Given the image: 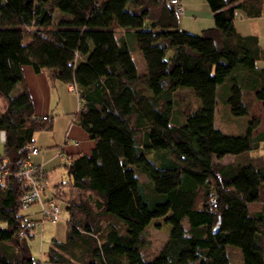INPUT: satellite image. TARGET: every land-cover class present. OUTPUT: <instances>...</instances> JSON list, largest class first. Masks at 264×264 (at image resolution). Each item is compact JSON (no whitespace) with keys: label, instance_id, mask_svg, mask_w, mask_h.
Instances as JSON below:
<instances>
[{"label":"trees","instance_id":"16d2710c","mask_svg":"<svg viewBox=\"0 0 264 264\" xmlns=\"http://www.w3.org/2000/svg\"><path fill=\"white\" fill-rule=\"evenodd\" d=\"M206 1L214 25L194 34L180 28L167 0H0V164L8 172L0 183V264H41L33 235L21 236L30 208H22L18 173L34 134L52 122L35 114L25 65L74 87L79 124L95 141L45 197L63 201L69 214L66 240L52 241L48 264H264V160L221 162L259 149V119L243 134L216 124L221 106L242 117L251 114L249 97L264 104L257 65L264 52L258 37L235 27L238 9L260 17L264 0ZM163 217L171 233L149 258L148 228Z\"/></svg>","mask_w":264,"mask_h":264},{"label":"crops","instance_id":"0c3cea01","mask_svg":"<svg viewBox=\"0 0 264 264\" xmlns=\"http://www.w3.org/2000/svg\"><path fill=\"white\" fill-rule=\"evenodd\" d=\"M181 2L185 8L181 16L182 20L179 17L181 29L199 34L197 31L201 29L203 31L214 25V13L209 8L206 0H181ZM235 27L237 32L242 36L253 35L258 37L259 45L264 52V8L262 15L256 18H250L246 16L243 10L238 9L236 11ZM124 33L125 31L123 30L120 35ZM132 54L138 70L140 72L145 71L146 63L143 60L144 57H141L140 51L135 45H133ZM260 63H262V66H259ZM257 65L260 68L264 67V60L258 61ZM23 74L24 81L35 106V114L40 118L47 116L48 120L52 122V128L50 130H42L34 134L33 146L39 147L41 153H30L29 156V161L32 164L44 167L48 177L44 194L46 197H50V190L53 193L57 185L65 182L64 179L66 181L68 180L63 156L71 155L73 158H76L81 155H89L95 148V141L90 138L87 131L79 124L81 106L79 95L73 86L50 79L48 72L45 70L36 73L29 65L23 66ZM1 98L3 97L0 96ZM2 100H4L3 109H5L6 101L4 98ZM256 103L260 104L264 111L263 102L257 100ZM253 114L254 112H251L250 116ZM258 114L254 115L260 116ZM228 116H230L228 112L223 113L222 121H228ZM217 119L216 114V124ZM254 133L255 135H264V126H262V123L259 124ZM0 145L4 146V141H1V138ZM263 146L264 141L260 144L259 149ZM60 153L62 156H60ZM149 158L154 159L152 154ZM258 158L264 160L263 156L252 155L249 152L240 156L227 155L222 158L221 162L225 165L233 162L248 163ZM261 206L259 204L256 208H261ZM38 219L40 220L41 217ZM1 225L2 227L6 226L5 223ZM67 229L68 225H66L65 236L63 238L56 237L53 240L65 241Z\"/></svg>","mask_w":264,"mask_h":264},{"label":"rangeland","instance_id":"374dc122","mask_svg":"<svg viewBox=\"0 0 264 264\" xmlns=\"http://www.w3.org/2000/svg\"><path fill=\"white\" fill-rule=\"evenodd\" d=\"M63 15L59 14L58 18H61ZM182 14H179V17L181 18ZM182 20V18H181ZM144 29H151V22L149 20L146 21ZM118 34L121 33L120 30H117ZM199 32V34L202 33V29ZM197 34V33H195ZM141 57L143 58V55L140 52ZM144 60V58H143ZM259 66H262V63L259 64ZM3 98L0 99V108H3L4 100ZM186 100H189L191 104L194 103V97L193 95L188 94L186 96ZM248 100L251 102V112H254V114L259 113L258 115H251V116H242V117H233L228 116V121H222V111L223 106L220 107L218 116H217V124L218 126L225 132L230 134H243L246 132V128L249 122V119H259V124L262 123V126H264V111L260 104H257L256 101L253 100V98L249 97ZM179 109L178 107L176 110ZM250 117V118H249ZM4 154V146L0 145V155ZM250 154L252 155H259L264 157V146L260 149L252 150L250 151ZM144 179V176H143ZM66 181V179H64ZM145 180V179H144ZM53 189V188H51ZM51 193L52 197V191H49ZM48 196V195H47ZM64 198V197H63ZM54 201V200H53ZM60 203L58 204L61 209H65V203L61 200H58ZM61 211L62 213V219L59 222L53 223L51 221H45L40 222L35 229L33 230L35 235L28 238V243L31 248V252L33 257L40 261L41 264H48L46 257L47 252L49 250L50 244H52V241L54 238H63L65 236V229H66V221L69 218V214L67 210L65 209ZM39 210L38 205H33L30 207V210L26 211L25 214L27 215L28 220H38V218L41 217L40 213H36ZM166 218H158L154 220L149 228L148 232L146 234V239L148 241V244L146 246L145 255L149 258L153 257L163 246L165 243L167 237L171 233L172 226L170 224L166 223ZM87 263V260L84 259V264ZM78 264V263H75Z\"/></svg>","mask_w":264,"mask_h":264},{"label":"built area","instance_id":"2783aa9c","mask_svg":"<svg viewBox=\"0 0 264 264\" xmlns=\"http://www.w3.org/2000/svg\"><path fill=\"white\" fill-rule=\"evenodd\" d=\"M167 5L175 8L178 14H183L185 11L184 6L182 5L181 0H167ZM81 111V108H80ZM44 120H47L48 117H43ZM1 141L6 140V133L4 130H0ZM41 149L37 146H32L31 154H39ZM60 156L62 154L60 153ZM66 166L70 165L73 157L71 155L63 156ZM1 163V162H0ZM21 168L19 170V175L25 180L26 191L22 196V208L23 210H28L33 205L39 206V213L41 215V220H51L52 222H57L61 219L62 213L60 206L53 200H46L44 194V187L46 181L44 180L46 171L43 166L32 164L29 159L24 160L20 163ZM8 176L7 171H3L0 164V183ZM212 205L217 207V199L212 200ZM40 224L34 220H27L25 224V229L21 232L22 237H28L30 234L35 235L34 229Z\"/></svg>","mask_w":264,"mask_h":264},{"label":"water","instance_id":"95a60500","mask_svg":"<svg viewBox=\"0 0 264 264\" xmlns=\"http://www.w3.org/2000/svg\"><path fill=\"white\" fill-rule=\"evenodd\" d=\"M216 228L219 229V226H217Z\"/></svg>","mask_w":264,"mask_h":264}]
</instances>
